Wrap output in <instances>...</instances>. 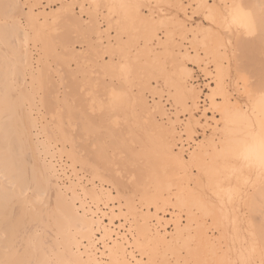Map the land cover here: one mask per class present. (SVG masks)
Segmentation results:
<instances>
[{
    "label": "bare ground",
    "instance_id": "obj_1",
    "mask_svg": "<svg viewBox=\"0 0 264 264\" xmlns=\"http://www.w3.org/2000/svg\"><path fill=\"white\" fill-rule=\"evenodd\" d=\"M18 1L19 0H0V4H1L0 6L3 5V7H4V5L6 3L19 4ZM149 1L155 2V1H159V0H149ZM221 1L231 2V0H221ZM90 2L92 4L93 8H95V4H98V2H100V3L103 2V3H105L106 6L107 5H115V7H111V8L110 7H104L107 9L106 14H104L107 17L103 16V19L107 18L106 20H108L111 18V20H108V21L113 22V24L115 25V27H113V29L115 28L114 30H116V33H117V39L114 36V38L116 39V44L114 45L115 48L111 47L110 49L115 50V53H117L116 58L119 59L118 62H122V63H126V64L133 63V61H132L133 58L131 59L132 62L129 61L130 63H128L129 51H128V49H126V48H128L127 46L126 47L123 46L124 44L122 42H125V41H121L122 39L119 38L122 35V34H120V31L122 30V32L124 31V32L131 33V31L134 30L133 29L130 31V29L134 28L133 25L132 26L130 25V23H131V24H135V25L138 24L137 26H139V24H140V26L143 30L142 32L145 33V29H143L144 28L143 15H140L139 11H136L137 9H135V8H132V7L122 8V7H120V5H135V2H133V0H89L88 4H90ZM201 2H202V0H197L196 4H199ZM103 3H101V4H103ZM181 3L182 2L180 0H174V4H181ZM137 4H138V2L136 3V5ZM65 5H66V3H65ZM21 9H23V7ZM60 9H61V7H60ZM184 9L185 8H182V9L177 8L176 10L177 11H184ZM11 11H15V9H12ZM31 12H32V10H28L27 14L25 13V15H31ZM112 16L115 18L112 19ZM55 19L56 18L52 19L48 23L45 22L47 20L46 18H44V20H45L44 22H40V23L37 21L35 22V20L33 19L34 30L36 32H41V33L45 34L43 40L39 43V44H41V46L39 45V49L41 51L45 49L44 50L45 53L42 51V54L44 53L43 54L44 57H47V56L49 57L50 54L46 56V53H47L46 51L51 52V50H52L50 42L46 41L45 39L47 37L48 38L47 40H49L50 34L49 35L47 34V32L49 30L51 32L49 31L48 33L54 32V30H55L54 26L57 23V22H55L56 21ZM92 21H94L95 23L97 22L96 23L97 25L95 24V33H96L97 39H101L100 38L101 37V35H100L101 31H99L100 29H98L99 28L98 21L95 20V18ZM108 21L105 22L107 25H109L107 23ZM128 24L132 28L130 27V29H129V26L127 27ZM3 26H5V25H3ZM47 26H49V28L44 29ZM162 26L164 27L163 23H162ZM109 27H111V26H108V28ZM126 27H127V31H126ZM52 28H54V29L51 30ZM124 28H125V30H124ZM118 30H119V32H118ZM116 33H115V35H116ZM118 33L120 36H118ZM46 35H48V36H46ZM125 35H126V33H125ZM128 36H129V34H128ZM195 36L196 35H194V37ZM195 39L196 40L198 39L200 41V44H201L200 47L203 48V43H204V39H205L204 36L203 35H201L199 37L196 36ZM149 40L150 39H148V40L145 39L146 43L147 42L149 43ZM33 41L35 43V40H32L31 42H33ZM120 41H121V43H120ZM48 42H49V44H48ZM210 42L211 41H209L208 43H210ZM241 44H243V43H241ZM253 44L255 46H259V47H255ZM17 45L19 46V44H17ZM17 45L12 46V49H11L12 52L16 51L13 49L18 47ZM126 45H127V43H126ZM28 46H29L28 44H25L23 46L25 49L24 55L22 54L23 50L20 51V53L23 55V57L19 55L20 53L18 54L19 57H21L23 60L21 59V62H19L22 65L21 67H19L20 64L18 63L19 64V66H18L19 71L17 72L18 73V75H17L18 80H15L18 82V83L16 82V84H18L25 91H27V90H26V87L24 86V79H25L24 76H28L27 79H29V83L31 85H33V75H34V73H33L34 71L32 70L33 69L32 68V61H31L32 59H31V55L29 54L30 52L28 50V48H29ZM146 46L147 45H145V47ZM253 46L255 47L256 50L258 48H260V40L258 37L252 42V48H254ZM142 49H140V50H142ZM234 49H235V47H234ZM8 50H9V48H8ZM11 50H9V51H11ZM104 50L105 49H103V51ZM140 50H135L136 52H138V51L139 52L134 53V54L141 53ZM121 51H124L126 53L124 57H121V55H120ZM1 52H0V54L2 55ZM12 52H8V53L11 54ZM17 52H19V51H17ZM65 52H66V50H65ZM111 52H114V51H111ZM235 52L233 54V62L235 61L234 60L235 59L234 58ZM102 54H103V52H102ZM178 54L179 55H176V57H178L180 59L185 58L187 56L186 51L184 53H178ZM203 54L206 58H211V57L206 56L204 50H203ZM230 54H232V53H230ZM12 56L13 57L16 56L15 53H13ZM134 56L137 57L138 55H134ZM15 58L19 59L18 57H15ZM76 58H77V55H76ZM17 62H18V60H17ZM135 62H137V61L135 60ZM154 63H156V62H154ZM154 63H152V64H154ZM10 64L12 65V63H10ZM13 66H12V68H13ZM41 66L44 67L43 65H41ZM157 66L159 67L160 65H158V63H157ZM0 67H2V66H0ZM152 68L156 69V67H154V66ZM184 68L178 69V73H177L178 80L177 81L172 82L169 79V81L165 80L166 82L165 81L164 82L166 84H168L169 86L170 85L173 86V91H174L173 94H175L178 97L177 100H178L179 104L182 105L183 107L188 106L189 119H190L189 121L190 122H188V124L186 126V134H187L188 138H191V134L188 133L189 127H191L193 129L194 126H196L197 124H199L201 122L200 119H204L203 124L207 125L208 124L207 120H205L206 116L208 114H211V116H212V113L210 111H205V109L206 108H212L215 106L213 104V93L216 91L217 82H216V78L214 80L210 81V84L215 83V85L213 87H210V88H212L213 93L207 95V97H205V100H201L199 98V91L198 90L196 91L195 88L189 87L185 84L186 79L188 77H190V75H189V72ZM0 71H1L0 72V74H1L2 73L1 68H0ZM45 71L46 72L44 73V71H43V73L46 76L42 75L43 73H41L42 72L41 69H40L39 73H35L36 76H38V77L42 76L41 79L37 80V84L39 87H41V89H43V91L46 88H50L48 86L52 85V84L49 85V83H48V81H50L51 79L47 80V75H49L48 74L49 70L47 71V69H46ZM132 71L136 72L135 70H132ZM2 74H4V72ZM9 74H11V73H9ZM8 75H6V76L3 75L4 78L1 75L0 76V82L3 81L4 79H6V77ZM58 75H61V72H60V74L58 73ZM114 75H117V80L119 81L118 83H120L118 85L119 88H116V89L117 90H123L122 82L127 81L128 79L121 80L118 76V72H114ZM133 75H135V74H133ZM131 76H132V72H131ZM59 77H60L59 81L63 82V76H59ZM2 78H3V80H1ZM8 79L10 82L13 81L12 78L11 79L8 78ZM4 81H6V82H4L3 84H1L2 82L0 83V87H1V85H4L6 83L5 86H2L3 92L6 89V94L3 93V95H2V93H1V96H0V230L7 229L9 234H11L14 230L28 229L30 232L34 233V231L36 230V228L38 226L41 227L43 229V232H42V235H41L39 241L37 242L36 249L32 253V256H31L32 259L48 260L50 262L51 261L62 262V264H103L102 262L99 261L98 257L96 256V249L97 248L95 247L96 244L94 242L95 241L94 234L96 231V229H94V227H97V230H99V231L101 228V238L100 239L105 240V237H106V239H110L112 241V245L108 249L109 252L107 250V252L109 253L107 255L109 263H106V264H132L131 253H129V252L126 253L127 250L125 247V243L127 244L128 242H126V241L123 242L124 240L122 239V238L125 239V237H122L120 239V237L116 236L118 234L117 232L115 234H113L112 232H114V231L110 227L107 226V223H105L106 225H103L101 220H98L100 218V216H97V218L94 219L95 215H93V214L95 212L92 211L90 208L87 209L88 210L87 212H89V215L87 213H86L87 215L85 213H83V215L78 214V212L76 210L77 207H75L73 202L66 197L67 193L65 194V186H62V187L60 186L61 181L59 180L60 176L58 173V169L55 168L56 165L54 166L51 163L52 159H51V161L50 160L48 161L46 159V158H48V157H46L47 156L46 155L45 156L46 158L44 157L45 159L42 160L41 157L39 158V156L37 155V153H39V151L37 150L36 141H35L36 139H34V136H36V135L34 134V132H32L30 130V127L32 126V124H30L29 118L31 116L28 118L29 113L28 114L26 113V110H25L26 108H24L23 111L18 114L14 104L12 103V98H13L14 94L12 93L13 91H10L9 89L12 88V90H14V88H16L17 85H16V87L13 88L10 86V85H14L13 82L9 83L7 80H4ZM53 83H55V82H53ZM85 84H87V83H85ZM258 84H259V82L257 80L256 85L254 87L249 88L247 91H245L244 88L241 87V89L239 90V100L233 102L234 104L241 105L245 108V111L247 113V117L250 118L252 121H254L256 124L257 133L259 132V121L261 119V113H262V108H261V105L259 104L260 92H259ZM53 86H54V84H53ZM84 86L86 87V85H84ZM172 86H170V87H172ZM4 87H5V89H4ZM32 87H31V89H32ZM7 90H9L8 93H7ZM84 90H87V89L85 88ZM111 90H112V88H111ZM138 93H140V92H138ZM133 99L135 100V97H133ZM61 100L64 101V98L63 99L61 98ZM217 100L219 102V97L217 98ZM203 102L205 103V106L203 104H201ZM2 103L3 104L5 103L6 106L4 105L5 107H3ZM97 103H98V100L96 101V104ZM98 104L96 105L97 107H98ZM65 106H63V104H62V108L63 107L65 108ZM32 107L30 106V108H32ZM151 107L155 108L157 110L156 113H159L161 116H166L165 111L163 110L162 106L159 103H155ZM65 109L67 110V107ZM199 109H200V111H199ZM66 110H65L64 114H62L61 111L59 110L58 112L55 113V114H58L57 117L55 119H52L53 121L55 120L53 126H55L56 132L54 133L51 129H49L47 127L46 130H44L45 131L44 133H47V138L51 139L52 143L54 142L53 140H56V139H58L59 142L62 144L68 143V145H69L68 150H66L63 147V145L65 146V144L62 145V150L65 149L67 151L66 157H68L72 163H76L79 166L80 170L82 169L87 174L89 173V176L91 174L93 177H95L97 174L98 166H99V165L97 166L98 162L96 163L95 160H93L94 161L93 162L91 159H90L91 160L90 161L88 159V157L86 156V154L82 153L83 150H82L81 146H80L81 149H79L77 141L74 140V138H73V132L71 129L72 125L67 124V122H69L70 119H68V115H67L68 112ZM192 111H199L200 112V115L197 119L194 118ZM27 112H28V110H27ZM131 116H132V114H131ZM52 117H53V115H52ZM63 119L65 120V128H63V123H62ZM219 119H220V116H219V113H217L215 118L212 119L213 125H212L211 132L209 133L208 137H206L207 143H204L206 140V139H204V141L203 142L201 141L199 143V145L196 144L198 146H196V148L193 150V152L190 155V158L195 156V162L191 166H193L196 169L195 172L192 173V175L191 174L189 175L192 187L177 188V191L175 192V194H173L172 198L163 197L164 196L163 192L165 191L167 193V195H170L168 193V191L170 190L169 188L171 186H174V185L180 186L181 184L184 183V179L186 177H188V176H185V178H183V176H179L177 178L178 181H176V182H174V181L171 182V179H165V178H168L167 174L170 173V170H171L170 167L172 165H176L174 160H171L169 158L168 153L165 152V147L167 145L176 146L175 142L178 141L179 143H181V140H182L181 139L182 137L176 133L173 122H171V120L168 117H167V120L165 119L168 122V125L170 126L171 130L166 132L165 137L163 139H159V141H157V143H156V144H158V142H159V147H158L159 150L158 151L156 150L157 152H155V153H158V155L159 154L161 155L162 160L160 162L159 161L154 162L155 159L151 158L154 154L150 153L149 148H147V146H144L142 144H141L142 147L140 146L141 148L138 150L133 149L132 152H128L131 150L127 151L128 154L135 161L136 171L140 174V176H143V177H141L142 178L141 181L143 182V183L141 182V184L144 185V183H145L146 186L152 185V186L156 187L155 191L157 190L156 191L157 194L155 197H156L157 202L160 203V205H164L165 202L171 201L172 206L175 208V200H176V196L178 194H180L185 201L194 205L193 213H192L194 223H192L189 226V228L185 232L183 238H180L178 241L174 242L171 246H169L168 242L173 240L172 235H170V237L167 238L165 235L159 234V240H160L159 245L161 247L159 246L160 247V256L158 255L157 258L161 257L160 261L168 260L169 257L166 259V257H167L166 254L170 253V254L174 255V256L173 255H171V256L175 257L176 258L175 260H177V259L189 260V261L195 262V264H242V262L245 260H250L252 262V264H260L261 247H262V245H264V239H262L261 232H260V224H261V221L264 220V216H262L260 206H259L260 185H259V181H258V173H259L258 164L254 165V167L251 171V174H249L248 169L246 167L245 172L240 177L239 181H237L235 179L233 180L232 187L239 188L241 190V192H240V195L237 196L236 198H234L231 202L228 201L226 192L221 194L220 196L216 195L214 190L210 189L207 186V178L205 177V179L203 181L200 178L201 177V172L199 171L200 166L204 165L206 163L210 164L213 160V157H214L215 146L212 143V137H213L214 131L216 129V122ZM67 120H69V121H67ZM136 120H138V119H136ZM159 123L160 122L157 121V119L155 117V113H154L153 121L151 123H149L151 125L152 129H154V131L156 130L158 132ZM122 125H123V122H122ZM52 127H50V128H52ZM82 127H84V126H82ZM82 127H81V129H82ZM137 127H138V125H137ZM220 127L223 128V124H221ZM42 129H44V128H42ZM36 134H37V132H36ZM125 134H126V131H125ZM82 136L87 141L90 137L89 133L85 129L82 130ZM126 137H128V133H127ZM90 138H92V136ZM122 138L124 140L125 137H122ZM95 139L96 138L94 137V140ZM90 140H91V142L94 141L93 138ZM124 141L120 140V142H123V143H124ZM13 142L16 143V148H18L17 151L19 150L20 156H19V153L17 151H16L17 154L15 155V149L16 148H15V146L13 147V145H14ZM94 144H96V142L92 143V145H94ZM125 144H126V142H125ZM37 145H38V142H37ZM122 145H124V144H122ZM150 145H153V144H151V142H150ZM171 152H172V155H175L176 153H178V152H174L173 148L171 149ZM50 155L52 156V153ZM59 155H61V154H59ZM100 155L101 154H99V157H100ZM51 156H49V157L51 158ZM117 156L119 157V155H117ZM103 157H105V156H102V158ZM17 158L23 159V169H24L23 178H21L17 168L15 166H13L11 163L13 160H16ZM105 159H107V158H105ZM109 159H111V160H108V161L106 160V163L108 162L109 164L110 163L113 164V161L115 158L112 157ZM151 159H153V161ZM103 160L104 159H102V161ZM99 162H100V160H99ZM113 165H114V167H116L115 163ZM60 166L61 165L58 166L59 169H62V168H60ZM105 166H106V164H105ZM109 166L112 167V165H109ZM34 169L35 170H43L50 175L51 185H50V187L46 186V187H48V198L50 199V201L53 204H55L57 196H60L61 202H62L61 208L56 213V215L51 220H49V218L47 216L42 217L40 219L39 225H37L35 223L34 214L24 206L21 199L19 198V192H20L21 187L23 185H29L32 188L36 187V183L34 182V179H33V170ZM116 169L119 172H121L117 167L115 168V171H117ZM113 171H114V169H113ZM120 176H121V174H120ZM104 177L107 178L106 176H104ZM108 178H109L107 180L108 182H109V180L120 181V178H119V180H118V178L115 179L114 177H113L114 179L113 178L110 179V176H108ZM126 178H125L126 179L125 182L123 181L124 182L123 186H122V184H120L123 180L122 178H121L122 180L120 182H118V184H120L121 185L120 187H122V188H119V185H117V183H115L116 181L115 182L113 181V183H115V185H116V188H115L117 191L116 195H119L120 198H123L125 200H129V198H131L133 200V198H132L133 195H130L129 193H131L133 191V190L131 191V189H135V191H136L137 188L136 187L129 188L128 187V181H127L128 175H126ZM245 179L249 180L248 184H244ZM61 180H62V178H61ZM180 181H181V183H179ZM70 184H71V182H70ZM91 184H92V182H90V185ZM13 185H15V187H13ZM72 185H74L73 186L74 188L76 187L75 183L71 184V187H72ZM113 185L114 184H112V186ZM145 185L142 187L144 190L146 189L145 192L147 195L146 194H144V195L148 196V193H147L148 190L145 187ZM77 186H79V185H77ZM91 186H94V185H91ZM96 187H93V188L90 187L92 189L88 188V190L91 192H95L97 189ZM63 188H64V191H63ZM82 189H84L83 185H82ZM143 189L140 191L141 193L144 191ZM75 190L73 189L72 191L74 192ZM97 190L99 191L100 189H97ZM138 190H140V189H138ZM83 191H85V189L82 190V193H83ZM98 191H97V193H98ZM73 192L71 195H73ZM84 193L86 194V191ZM29 196L32 197V199L36 198L35 195H33L31 192L29 193ZM89 197H90V200H92L94 203H96L95 201H99L101 199V197H98V194H97L95 199H93L91 196H88V198ZM74 198H75V195H74ZM131 199H130V201H131ZM145 199L147 201V198H145ZM153 199H154V197H153ZM148 201H149V199H148ZM149 202H151V201H149ZM149 202H148V204H149ZM154 202L157 205V202L155 200H154ZM151 203H153V202H151ZM125 205L130 206V203H126ZM131 205H133V201H131ZM133 206H131V207H133ZM133 209L135 210V206ZM118 211L120 212V214L118 213V215L119 216L123 215L126 219V216L128 214L126 215V213H122L120 211V209H118ZM132 213L134 214V211H132ZM129 215H131V213ZM114 217L115 216H112V214H111V217L109 219L110 224L113 223ZM145 217L149 218L148 214L142 215V217L139 218V219L143 220V222H144V223H141V225H139V223H137L138 221L136 222L134 219L135 223H137L136 226L134 227L135 228L134 230H136V228H137V231H136L137 235H136V239L133 241V243L135 242L137 245L140 243L139 245H141V246L144 245L145 246L144 251H141V252L139 251V252L141 253V255L142 254L145 255L146 252L152 253V254H150V257H148L149 255L148 256L146 255V256L148 257L149 261L152 262V264H155V262L157 261V259L155 258L156 254H157L156 253L157 247H155V241L152 240V234L153 233H159V232L151 229V227L149 225H145V219H144ZM186 217H187V215H186ZM133 218H136V217L133 215L132 219ZM136 220H138V219H136ZM156 220L159 221L158 219H156ZM186 221L187 222L185 223V225H188V219ZM173 228L175 230V224H174ZM189 234L191 237L196 238V242L191 245V252H189L188 248L185 247L183 254H181L180 248L184 247L188 243ZM57 235L59 237H57ZM112 236H115V237H112ZM89 237H91V240L89 239ZM165 237H166V239H165ZM120 240H122V242H120ZM83 242H86V244L84 245ZM136 244H134V245H136ZM141 246H139V247H141ZM253 248H255L254 252L252 251ZM128 255H129V257H128ZM151 255H152V257H151ZM147 261H145V262H147Z\"/></svg>",
    "mask_w": 264,
    "mask_h": 264
},
{
    "label": "rangeland",
    "instance_id": "obj_2",
    "mask_svg": "<svg viewBox=\"0 0 264 264\" xmlns=\"http://www.w3.org/2000/svg\"><path fill=\"white\" fill-rule=\"evenodd\" d=\"M180 1L182 3L186 2L187 5H192L193 7L185 8L184 11H177L176 10L177 8L169 7V5H174V0H159V1H155V2L154 1L151 2L149 0H135V1L133 0V2H135V5L138 2V4H144V5L152 4L154 6L153 9L151 10V12H149L147 8L136 10V11H139L140 15H143V14L151 15L154 24L160 28V31L156 34L158 37H161L163 39H169L170 38L169 33L175 34V41L176 42H174V44L172 46L174 51L171 49L158 48L157 45H159L161 43L160 39H157L155 41L149 40V43L147 42L148 43L147 44L145 41V39H146L145 35H144L145 33L142 32L143 30H142L140 24H139V26H137L138 24L135 25V24L130 23V25L131 26L133 25L134 28H132L128 24L127 27L129 26V29H130V27L132 28V29H130V31L133 29L134 30L131 31V33L124 32V31H123L124 32L123 33L121 30L120 34H122V35L120 36L118 33V36H120L119 38L122 39L121 41H125L122 43L124 44L123 46L128 47V48H126L129 51L128 63L133 61V63H131V66L133 68L132 70L136 71V72L132 71V76L130 77V80L128 79L127 81L122 82L123 90H125V91L127 90V91L135 93V94L141 93L144 97V100L147 102L148 105L152 106L155 103H159L162 106L163 110L165 111L166 116H161L159 113H155V117H156L157 121H159V122L162 120L166 121L167 117L171 120V122H173L176 133L182 137L181 143H179L178 141L175 142L176 146L173 147L174 152H178L179 154H181L183 156V158L185 160H188L190 158L191 153L196 148V146H198L201 141L203 142L204 139H206V137H208V135L212 129L213 120L212 119L209 120V119L205 118V120H207V123H208L206 125V124H203L204 119H200L201 122L193 127L194 132H193V134H191V138H188L187 134H186V126H187L188 122H190L189 121L190 119H189L188 106L183 107L182 105L179 104V102L177 100L178 97L175 94H173V92H174L173 86L170 85V86H172V87H170L168 84L165 83L166 82L165 80L169 81V79H170V81H172V82L177 81L178 80V78H177L178 69L185 67L184 69H186L190 75V77H188L186 79L185 84L189 87L195 88L196 91L198 90L199 91V98L201 100H205V97H207V95L213 93L212 88H210V87H213L215 85V83L210 84V81L214 80L215 77L212 75L210 69L213 68L215 65H214V63L210 64V60L212 58H206L204 56L203 50H202L203 48L197 47L195 45V43L193 42L196 36L194 37L195 33H192L191 29H194V28H196L197 25H200L202 22V19H203L202 16L200 15V13L196 12L195 7H194L196 5L197 0H180ZM206 1L218 3L221 0H206ZM221 2H223V1H221ZM18 3H19L21 8L23 7L22 10H23L24 14L25 13L27 14L28 10H32L31 16L33 17L35 22L36 21L39 23L44 22L45 21L44 18L47 19L45 21L46 23L50 22L54 18H56L55 22H57L55 26L53 25L55 27L54 32L48 33L50 30L47 32L48 35L50 34L49 40H47L48 39L47 37L45 39L46 41L50 42L51 49H52L51 52L46 51L48 53V54L46 53V56L49 54L50 55L52 54L51 56L49 55V57L48 56L44 57L43 54L45 53V51H44L45 49L42 50L44 52L42 54V51L39 49V45L41 46V44H39V43L37 44L36 41H35V43L33 41V42L28 44L29 45L28 50L30 52L29 54L31 55V59H32L31 60L32 61V68H33L32 70L35 73H39L40 69L42 70L41 73H43V71L45 73L46 69H47V71L49 70V73L47 72L49 74V75H47V80L51 79L50 81H48V83H49V85L52 84V85L48 86L50 88H46L43 91V89H41V87H39L38 84L36 83V86L38 88L36 87V95L34 97V100L32 101V104H29L28 106L25 107L26 113L27 114L29 113L28 118L31 116L29 118L30 124H32V126L30 127V130L32 132H34V134L36 135V136H34V139H36L35 140L36 146H37V150L39 151V153H37V155L39 156V158L41 157L42 160H44L46 157H48V158H46L48 161L49 160L51 161V159H52L51 163L54 166L56 165L55 168L58 169L59 176L62 178V180H61V178L59 177V180L61 181L60 186L61 187L65 186V194L67 193L66 197L73 202L75 207H77L76 210L77 209L79 210V211H77L78 214L83 215V213H85V214L87 213L89 215V212H87L88 211L87 209L90 208L92 211L95 212L93 214V215H95L94 219H96L97 216H100V218L98 220H101L103 225H106L105 223H107V226L110 227L114 231V232H112L113 234H115L117 232L118 234L116 236L120 237V239L122 237H125V239L124 238H122V239L124 240L123 242H125V241L128 242L127 244L125 243V247L127 250L126 253L127 252L131 253V256L133 258L131 257L132 261L131 260L130 261L132 262V264H141V262H144V264H147V262H149L148 257H150V254H152V253L146 252L147 254L145 253V255H143V254L141 255L140 252L144 251L145 246L143 244H142L143 246L139 245L140 243L138 245L135 242L133 243V241L135 239H133L132 237H136V235H137L136 234L137 228H136V230H134L135 229L134 227L136 226L137 223H139V225H141V223H144L143 220H141L139 218L142 217V215L148 214L149 218H147V219L152 220L154 218V221H155L154 223L149 224L151 229H153L154 231L159 232V234H161V235L163 234L167 238H169L172 231H174L173 227L175 224L173 222V219H174L173 218V212L168 210L169 205L172 206V202L171 201L165 202L164 205H160V203H159V208H157V205L154 202V200L157 202L156 197H155L157 194L156 193L157 190L155 191L156 187H154L152 185L146 186L145 183H144V185L148 190L147 191L148 196L144 195V194H146V192H145L146 189L144 190L142 187L144 185L140 184L141 186L139 188H137L136 191H135V189H131V191L133 190L132 191L133 193L132 192L129 193L130 195H133V197H132L133 200L131 198H129V200H125L123 198H120L119 195H116L117 191L115 189L116 188L115 183H117V185H119V188H122V187H120L121 186L120 184H122V186H123L125 180L127 179L126 174H125V172L127 170H125V172L121 173L117 169H116L117 171H115V168L117 166L114 167V165H113L114 161H113V164L112 163L109 164L108 162L106 163V160L107 161L111 160V159H109V158H112L111 154L100 155V157H99V153L96 152L95 148H94L95 144L92 145L93 142H96V143L98 142L96 136H94V135L92 136L93 140H94V137L96 138L95 139L96 141L92 140L93 142H91V140H90V139H92V138H90L91 136L90 137L88 136L89 137L88 141L86 139H84V137L82 136V130L85 129L84 127H82L83 126L82 120H80L82 111L87 109L90 112L94 106L97 110H99V108H100L99 100H98L99 104L97 103L98 107L96 106L97 104L93 105L92 99L89 98V91H88V89L84 90L86 88L84 85H87L88 83H90L94 80H100L101 82H106V87L108 88L109 93L111 91V88L112 89L113 88H115V89L119 88V86H118L120 84V83H118L119 81L117 80V78L115 80L113 79L114 72L110 71L107 74V76H105V74L100 70V65L103 62L104 52L105 51H108V52L114 51L115 52V50L110 49L111 47L113 48L114 45L116 44L117 33H116V30H114L115 28L113 29V27H115V25L113 24V22L108 21V20H111L110 17H109L110 19H108V20H106L107 18L103 19V16L107 17L106 15H104L107 12L106 8H104V7L100 8V9H97L96 7L90 8L89 6L90 5L92 6V4H91V2H90V4H88L89 0H19ZM65 3H66V5H65ZM101 3H103V2H101ZM101 3L98 2V4H101ZM25 4H28V5L34 6V7H30V9H24ZM70 5L73 7L68 8V6H70ZM102 5H105V3H103ZM62 6L66 9V12H63V13L61 12L60 7H62ZM113 16H112V19L115 18ZM60 17H63V18H60ZM173 17L175 18V21H173V19H172ZM76 18H80L82 20H90V19L93 20L95 18V20H97L98 24H99L98 29H100L99 31H101V34H100L101 39H97L96 33L94 32V33H92L93 40L96 41L94 46L89 44L88 42H85L83 45V51H82L81 45L77 44L75 47V51L73 52L70 50V45L68 44V39H69V36L71 37L72 40L76 39L75 33L71 32V28H72L71 20L76 19ZM6 19H8V17L5 16V8L2 5V6H0V20H6ZM105 20L108 21L107 23L109 25H107L105 23L106 22ZM185 21H187V28L189 29V34L184 35L182 37V34L179 31H177V28H178L179 24L184 23ZM162 23L164 24V27L162 26ZM108 26H111L112 28L111 27L108 28ZM127 27H126V31H127ZM204 27H207L206 21L204 22ZM48 28H49V26L45 27L44 29H48ZM53 29L54 28H52L51 30H53ZM143 29H145V28H143ZM165 29H167V31H165ZM124 30H125V28H124ZM118 32H119V30H118ZM115 33H116V35H115ZM125 33H126V35H125ZM128 34L130 37L128 36ZM48 35H46V36H48ZM114 36L116 39L114 38ZM100 41H102V43H100ZM121 41H120V43H121ZM49 42H48V44H49ZM126 43H127V45H126ZM17 44H19V46ZM13 45H17L18 47L13 49L16 51L12 52L11 49H12ZM137 45H139V47H137ZM145 45H147L146 46L147 48L145 47ZM255 47H259V46H255ZM255 47L252 48V43L249 45L240 44L239 48L235 47L234 52L236 51L235 52L236 57L234 56V58H235L234 60L235 61L243 60V59H245L246 56H251L254 60L255 67L257 70V75H258L259 62H260V54H259L260 48H258L256 50ZM8 48L11 51H9ZM103 49H105V50L103 51ZM140 49H142V50H140ZM65 50H66V52H65ZM135 50H140L141 53L134 54V53L139 52V51L136 52ZM17 51H19V52H17ZM20 51H22V48H21V45H20L18 39L7 30L6 26H3L2 24H0V52L2 53V55L0 54V66H2L0 68L2 69V73L4 72V74L1 73L0 76L1 75L6 76L9 73H11L8 75L9 77L7 76L6 79H4V80H7L9 83H12L13 81L10 82L8 78H10V79L12 78V80H18L17 79V75H18L17 72L19 71V67L22 66L19 63V62H21V59H22L21 57H19V55L22 57L24 55V51H22L23 55L20 53ZM185 51L187 52V56L185 58L180 59V58L176 57V55H179L178 53H184ZM8 52H12V53L10 54ZM102 52H103V54H102ZM13 53H15L16 56L13 57L12 56ZM133 54L138 55V56L136 57ZM76 55H77V58H76ZM15 57H18L19 59L15 58ZM116 57H117V55L115 56V60L118 62L119 59H117ZM131 59H132V61H131ZM17 60H18V62H17ZM135 60L137 62H135ZM235 61L233 62L234 64L232 65L233 68H235ZM9 62L12 63V65ZM154 62H156V63H154ZM18 63L20 64V66ZM152 63H154L155 65ZM157 63H158V65H160L159 66L160 68L157 66ZM41 65H43L44 67H42ZM12 66H13V68H12ZM153 66L156 67V69L152 68ZM93 69H97V71L99 72V75L95 74L93 72ZM60 72H61V75H58V73L60 74ZM44 73L42 75L46 76ZM133 74H135V75H133ZM4 76H3V78H4ZM59 76H63V82L59 81L60 80ZM3 78L1 80H3ZM24 78H25L24 79V86L26 87L27 91H30L31 87L33 85H31L29 83V79H27L28 76H24ZM4 80L1 81L2 83L1 82L0 83L3 84L4 82H6ZM16 82L17 81H15L14 85H10L9 83L8 84L13 88L16 87V85H17L16 89L21 88L18 84H16ZM53 82H55V83H53ZM85 83H87V84H85ZM234 83L235 82L233 81V85H234ZM53 84H54V86H53ZM5 85H6V83L4 85H1V87H0V96H1V93H2V95H3V93L6 94L5 87H4V89H5L4 92H3V88H2V86H5ZM9 90L13 91L12 93L15 94L14 90H12V88H10ZM9 90H7V93ZM138 92H140V93H138ZM133 97H135V95H133ZM133 97H132V99H133ZM61 98L62 99L64 98V101L61 100ZM61 103L63 104V106L66 105L65 108L67 107V110L64 107L62 108ZM33 104L36 106L32 107ZM201 104H203L205 106L204 102ZM2 105H3V107L6 106L5 103L4 104L2 103ZM30 106L32 108H30ZM64 109L68 112L67 115H68V119H70V121L67 120V121H69V122H67V124L72 125L71 129L73 132V138H74V140L77 141L79 149H81L80 148V146H81L82 150H83L82 153L86 154V156L88 157L89 160L91 159L92 161L95 160L96 163L98 162L97 166L98 165L99 166H98L97 174L95 177H93L91 174H90V176H91L90 177L89 173L87 174L82 169L80 170L79 166L76 163H72L69 160V158L66 157L67 156L66 150L69 149L68 143H63V144H65L66 147L62 143H60L58 139L53 140L55 143L54 142L52 143V140L47 138V133H44L45 132L44 130H46L47 127L49 129H51L54 133L56 132L55 126H53L55 120L53 121L52 119H55L57 117L58 114H55V113L58 112L59 110L61 111L62 114H64L65 113ZM27 110H28V112H27ZM199 111H200V109H199ZM199 111H192L195 119H197L199 117V115H200ZM131 114H132L131 112L124 114L127 117L128 122L123 123L122 127L124 129L121 128V129H118L119 131L117 130L119 133L121 132L120 134L117 132L119 134V137L121 138L120 140L121 141L125 140L124 143L123 142H120V143L124 144L123 146L125 147V149L127 151L131 150L128 152H132L133 149L134 150L140 149L142 147L141 144L144 146H147V148H149V150H150V153L154 154L153 155L154 157L151 155L152 156L151 158L155 159L154 162H157V161L160 162L162 160L161 155L159 154L160 155L159 156L158 153H155L159 150L158 149L159 142H158V144H156V143H157V141H159V139H162L159 135V132H157L156 130L154 131V129H152L151 125L149 123H145V121L141 117H138V116L135 117L133 114L131 116ZM52 115L54 118L52 117ZM206 117H211V114H208ZM136 119H138V120H136ZM62 123H63V128H65V120L64 119L62 120ZM137 125H138V127H137ZM80 126L82 127V129ZM50 127H52V128H50ZM42 128H44V129H42ZM125 131H126V134H125ZM36 132H37V134H36ZM127 133H128V137H126ZM120 135L122 137H125L124 140ZM37 142H38V145H37ZM125 142H126V144H125ZM150 142L153 145H150ZM13 143H14L13 147L15 146V148H16V143L15 142H13ZM196 144H198V145H196ZM62 145L66 150L65 149L62 150ZM17 149L18 148L15 149V155L17 154V152L19 153V150L17 151ZM49 153L50 154L52 153V156ZM59 154H61V155H59ZM117 155H119V153H117ZM117 155L115 157H113L116 160L119 159V157ZM19 156H20V153H19ZM49 156H51V158ZM102 156H105V157L102 158ZM105 158H107V159H105ZM102 159H104L103 160L104 162L102 161ZM153 159H151V160L153 161ZM99 160H100V162H99ZM105 164H106V166H105ZM59 165H61L60 168H62V169H59V167H58ZM109 165H112V167ZM193 168H194L193 166L181 167V166H177V165H172L170 167V169H171L170 173L168 172L169 174H167L168 178H165V179H171V182L172 181L176 182V181H178L177 178L179 176H183V178H185V176H188V177H186L184 179V183L181 184L180 186H176V185L171 186L169 188L170 192L168 191V193L170 195H167V193L164 191L163 197L172 198L173 194H175V192L177 191V188L192 187L189 175L190 174L192 175V173L195 172L193 170ZM113 169L116 173L113 171ZM120 174H121V176H120ZM104 176H106L107 178H105ZM108 176H110V179L114 177L115 179L118 178V180L120 178V181L122 179L123 180L120 184H118V182H120V181H116V180H112V181L109 180V182H108L107 181L109 179ZM140 177H143V176H140ZM141 180H142V178H141ZM113 181L114 182L116 181V182L113 183ZM70 182H71V184L75 183L76 187L74 188L73 187L74 185H72V187H71ZM90 182H92L91 185H94V186H91ZM179 183H181V181ZM112 184H114V185L112 186ZM77 185H79V186H77ZM82 185H83V188L85 189L86 192H87L88 188L92 189L93 187L97 186L96 188L100 189V190L98 191L95 188L96 189L95 192L97 193V191H98L97 194H98V197H101V199H100L101 201L99 200L100 201L99 202V201L94 200L96 202V203H94L92 200H90V197L88 198V196H87V198H85L86 194L84 193L85 191H83V193H82V190H84V189H82ZM90 187H92V188H90ZM72 188L74 190L77 188L76 190H78L79 194H75L76 192L74 191L75 192L74 193L72 191L73 190ZM138 189H140V190H138ZM142 189L144 191L141 193L140 191ZM63 191H64V188H63ZM71 191L73 192V195H71L72 194ZM74 195H75V198H74ZM153 197H154V199H153ZM145 198H147V201ZM130 199H131V201H133V205L135 206V210L133 209L134 206L131 205ZM148 199H149V201H151L153 203L149 202ZM148 202H149V204H148ZM126 203H130V206H126L125 205ZM150 204H151V208L149 207ZM131 206H133V207H131ZM172 208H174V207L172 206ZM118 209H120V211L122 213H126V215L128 214L127 216L125 215L126 219L123 215L122 216L118 215V213L120 214ZM132 211H134V214L132 213ZM157 212H158V215H157ZM130 213H131V215H129ZM111 214H112V216H115L113 218L112 224L109 223V219L111 217ZM133 215L136 218L132 219ZM134 219L136 222L137 221L138 222L135 223ZM136 219H138V220H136ZM156 219H158L159 221H157ZM186 220H187V217L185 216L183 219V224H185L187 222ZM121 225H123V227ZM94 229H96L95 234H94V238H95L94 242L96 244L95 247L97 248L96 249V256L98 257L99 261L102 262L103 264L109 263L107 255L109 254L108 249L112 245V241L110 239H105V240L100 239L101 238V228H100V231L97 230V227H94ZM97 233H99L100 235L97 236L96 235ZM57 237H59V236L57 235ZM112 237H115V236H112ZM120 242H122V240H120ZM83 244L85 245L86 242H83ZM134 244H136L138 247L139 246H141V247L138 248ZM160 247L156 248L157 254H156L155 258L157 259V261L158 260L160 261V258H161V257L157 258L158 255L160 256ZM107 250H108V252H107ZM146 255L147 256L149 255V256L147 257ZM171 255H173V254H170V253L166 254V256H167V257L165 256L166 259L169 257L168 260H170L172 262V264L174 262L176 263V261H178L179 259L175 260L176 258L173 257L174 255L173 256H171ZM128 257H129V255H128ZM151 257H152V255H151ZM145 261H147V262H145Z\"/></svg>",
    "mask_w": 264,
    "mask_h": 264
},
{
    "label": "snow or ice",
    "instance_id": "obj_3",
    "mask_svg": "<svg viewBox=\"0 0 264 264\" xmlns=\"http://www.w3.org/2000/svg\"><path fill=\"white\" fill-rule=\"evenodd\" d=\"M28 4L24 5V9H29ZM73 6H68L71 8ZM83 7V6H82ZM92 7L91 5L89 6ZM95 7L100 9L102 7H115V5L96 4ZM120 7H132L137 10L147 8L149 12L153 9L152 4H137V5H120ZM178 9L193 7L185 3L169 5ZM196 12L202 16V22L196 28L191 29L197 37L203 35L204 43L203 50L206 56L211 57L210 64L214 63L211 68L212 75L216 78L217 87L213 93L212 108H206L205 111L212 113L211 117L206 119H214L219 113L220 119L216 122V129L212 137L214 144V157L212 162L200 166L201 180L207 178V186L213 189L215 194L220 196L227 193L228 201L231 202L234 198L240 195L239 188L232 187L233 180L239 181L244 174L247 167L249 174L255 164L259 166L258 181L260 185L259 206L262 216H264V0H231V2H206L202 0L201 3L196 4ZM6 20H0V24L5 25L7 30L13 34L21 45L23 51L24 45L35 40L40 43L45 34L36 32L33 26V17L25 15L19 4L6 3L4 5ZM15 9V11H11ZM61 12H66L64 7H61ZM63 18V17H60ZM175 21V18H172ZM207 22V27H204V22ZM194 23V22H193ZM71 32L75 33L76 39L72 40L69 36L68 44L70 50L75 51L77 44L83 45L88 42L95 45L92 33L95 32V22L90 20H82L80 18L71 20ZM143 24L145 28V37L155 41L161 40L157 45L158 48L171 49L175 41V34L169 33V39H163L156 34L160 31L151 15L143 14ZM167 31V29H165ZM184 35L189 34L187 28V21L180 24L177 28ZM260 40V62L259 72L255 67L254 60L251 56H246L243 60L235 62L233 68V54L234 47H239L241 43L244 45L251 44L256 38ZM211 41V44L208 42ZM197 47H200V41H193ZM102 43V41H100ZM139 47V45H137ZM232 53V54H230ZM125 52L121 51V57L125 56ZM115 52H104L103 62L100 65V70L107 76L110 71L118 72L121 80L129 79L131 77L132 66L115 60ZM93 72L99 75L97 69ZM41 77L33 75V87L30 91H25L23 88H14V96L12 103L14 104L17 113H21L23 109L32 103L36 95V83ZM117 75H113L115 80ZM259 82V104L262 108L261 119L259 121V132L256 131V124L247 117L245 108L241 105L234 104L233 101L239 100V90L241 87L247 91L254 87L256 82ZM233 81L235 82L233 85ZM15 84V80H13ZM89 90V98L92 99L93 105L99 100L100 108L97 110L95 106L89 112L87 109L81 113V120L85 130L89 136H96L98 142L94 145L95 151L101 155L111 154L115 157L119 153V159L114 160L117 168L121 172L128 175V187L139 188L141 184L140 174L135 169V161L128 154L125 147L120 143V137L117 130L122 128V122L127 123L128 119L124 115L131 112L134 116L141 117L145 123L153 121V115L156 109L148 105L144 100L142 94H135L125 90H117L113 88L109 93L106 87V82L94 80L86 85ZM135 95V100L132 99ZM219 97V102L217 98ZM35 107L36 105H32ZM223 124V128L220 125ZM170 126L167 121H160L158 132L163 139L166 132L170 131ZM194 130L189 127L188 133L193 134ZM204 143H207V138ZM174 146L167 145L165 152L168 153L169 158L174 160L177 166L187 167L195 162V156L185 160L179 153L172 155L171 149ZM12 165L15 166L23 178V159L17 158L13 160ZM195 171L196 169L193 168ZM33 179L36 187L32 188L29 185H23L19 192V198L24 206L34 214L35 223L39 225L40 219L47 216L51 220L60 210L62 202L60 196H57L55 204L48 198V187L51 185L50 175L43 170H33ZM249 180L245 179L244 184H248ZM15 187V185H13ZM35 195V199L29 196V193ZM76 194L78 190H75ZM91 196L96 198L97 193L87 191L85 198ZM151 208V204L149 205ZM159 208V202H157ZM194 205L185 201L180 194L176 196L175 208L169 205L168 210L173 212V222L175 223V230L172 231V241H169V246L180 238L184 237L185 232L189 226L194 223L193 220ZM77 211H79L77 209ZM158 215V212H157ZM187 215L188 225L183 224V219ZM145 219V225L154 223L152 220ZM123 227V225H121ZM43 229L37 227L36 230L30 232L28 229L14 230L9 234L7 229L0 230V264H62V262L36 260L32 259V253L37 247V242L42 235ZM261 237L264 239V220L260 224ZM97 236L100 234L97 233ZM136 239V237H132ZM91 240V237H89ZM106 239V237H105ZM166 239V237H165ZM152 240L155 241V247H159V233L152 234ZM196 242L195 237L189 234L188 243L180 248V253L183 254L184 248L187 247L191 252V245ZM255 251V248L252 249ZM144 264V262H141ZM147 264H152L151 261ZM155 264H172L170 260L156 261ZM176 264H195L189 260H178ZM242 264H252L250 260H245ZM260 264H264V245L261 247Z\"/></svg>",
    "mask_w": 264,
    "mask_h": 264
}]
</instances>
